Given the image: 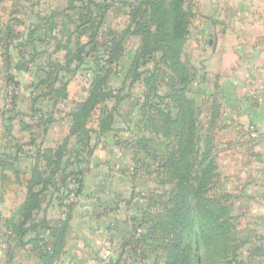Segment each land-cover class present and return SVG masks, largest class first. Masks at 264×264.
<instances>
[{
    "label": "trees",
    "instance_id": "1",
    "mask_svg": "<svg viewBox=\"0 0 264 264\" xmlns=\"http://www.w3.org/2000/svg\"><path fill=\"white\" fill-rule=\"evenodd\" d=\"M73 1L67 0V10L75 8ZM112 2L114 0L108 3L87 0L74 15L61 12L68 23L74 24L71 29L63 25V29L52 36L57 44L55 50L62 53L61 62L37 58L34 44L42 41L36 35L38 25L20 36L23 41L16 45L20 56L13 68L29 72L35 68L36 78L29 86L31 116L39 113L38 120L43 124L49 123L52 117L44 118L40 104L55 106L65 101L71 76L86 63L90 78L86 95L74 103L69 113L68 135L62 143L40 154L47 170L41 171L37 162L31 167L32 175L26 180V199L16 209L18 219L0 216V227L3 224L12 236L16 234L13 245L30 243L42 264H53L63 249L69 212L74 208V203H65V199L70 194H81L88 159L95 148L91 145L92 135L99 138L122 131L134 140L124 141L132 143V152L136 155L142 145V154L152 162L148 169L159 170L174 188L153 193L151 204L133 208L132 232L113 251L107 264H143L145 259L157 264L159 260L153 255L155 249L165 254L160 264H249L247 258L241 257L244 241L235 233L231 207L224 195L213 191L217 173L211 129L204 130L200 126L197 102L189 95L194 94L191 87L194 75L179 57L190 16L189 8L181 7L185 0L124 1L125 27L118 32L109 30L105 40L100 41V24ZM13 33V26L5 24L7 40ZM132 37H139L138 46L128 62L123 63ZM112 78L122 79V86L128 82L129 92L120 95L122 89L111 85ZM163 80H168L169 89L160 93ZM5 81L18 88L13 74H7ZM135 83L143 87L139 93L142 101L134 106L136 116L129 117L131 111L124 115L119 105L124 100L132 103L130 90ZM16 103L14 91L8 110L12 116L18 115ZM118 121L123 122L122 127L118 126ZM72 137L73 143L70 142ZM17 152H20L18 146L14 154H2L1 166L18 164ZM164 178L160 179L162 184H166ZM45 193L55 195L64 210V218L57 220L54 226H49L46 218L27 225L33 212L41 208L40 196ZM41 229L48 230L50 243H45V237L38 234ZM29 231L36 234L25 240ZM11 250L12 247L7 253L8 260Z\"/></svg>",
    "mask_w": 264,
    "mask_h": 264
},
{
    "label": "crops",
    "instance_id": "2",
    "mask_svg": "<svg viewBox=\"0 0 264 264\" xmlns=\"http://www.w3.org/2000/svg\"><path fill=\"white\" fill-rule=\"evenodd\" d=\"M200 1L205 4V0ZM200 11L206 14L204 5ZM194 30L199 38L193 40L188 37L185 42V45L191 43L198 47L196 59L193 57L190 61L193 65L191 87L194 94L189 95L197 102L200 126L204 130L211 129L217 173L213 191L224 195L231 207L235 233L244 241L240 250L242 256L247 258L249 264H264V40H242L237 26L214 21L190 29L191 32ZM1 35L5 36L2 32ZM206 36L211 37L205 41L203 38ZM11 44L12 40L0 43L3 50L0 51V80L9 73L16 81L27 74L31 81L35 80L33 71L13 68L18 56L12 52L14 47ZM181 60L186 64L188 59L183 57ZM167 81L159 86L160 93L169 89ZM29 86H21L19 82L16 116L8 112L10 109L4 104V90L0 92V156L12 155L16 146L20 148V152L16 153L18 164L4 167L0 164V216L13 217L14 221L18 219L16 209L27 196L26 180L32 175L31 167L37 162L41 171L47 170L40 154L44 149L62 143L68 135L71 124L69 113L75 103L71 107L66 106V100L55 106L40 104L44 118L52 117L49 123L43 124L38 120L39 113L31 116ZM121 107L119 105L120 112L126 115L129 111L124 113ZM57 122H62L63 136L56 129ZM249 125L256 127L255 135L249 132ZM118 126H123V122L118 121ZM128 138L127 135L122 138L115 134L99 138L92 135L91 145L96 147L98 144L100 148L109 149L115 147L117 151L112 154L121 166L125 157L119 159L120 149H125L122 144ZM70 142H74L73 137ZM94 150L88 159L89 168L84 173L81 194L75 196L74 208L69 212L63 249L54 262L103 264V250L110 248L114 251L132 232L130 216L133 208L151 204V194L168 190L160 179L145 185L135 183L127 170L112 171L107 168L110 161L106 158H111V151L105 156L96 154ZM125 153L128 155V151ZM158 174L163 176L154 168L146 171L149 177ZM118 176L122 179L128 176L133 180L128 182L126 179L119 184L116 182ZM40 199L41 208L33 212L27 225L46 218L50 221L49 226H54L57 220L64 218V210L55 195L45 193ZM35 234L36 231H29L25 240L33 238ZM38 234L43 239L45 237V243H50L48 230L41 229ZM13 237V241H16V234ZM7 258L8 255L0 254V264H42L30 243L12 245L11 258Z\"/></svg>",
    "mask_w": 264,
    "mask_h": 264
},
{
    "label": "rangeland",
    "instance_id": "3",
    "mask_svg": "<svg viewBox=\"0 0 264 264\" xmlns=\"http://www.w3.org/2000/svg\"><path fill=\"white\" fill-rule=\"evenodd\" d=\"M86 1L87 0H74L73 5L75 6V8L67 10L66 7L67 5H69V2L67 4V0H0V43L4 42V40H7V37L1 35V32L2 34H5V24L12 25L14 33L12 34L13 36L9 38L10 40H12V47H14V50H12V52H14L15 56H20L19 50L16 48V45L23 41L20 37L21 34H24L27 29H30L32 26L38 25L39 29L37 30L36 35L40 37L42 41H36L34 44L37 47V58L44 59L45 57H47L46 59H49L54 63H57V61L61 62L62 53L55 50V46L57 44L52 36H54V34L60 29H63V25L64 28L67 29H71L74 26L73 23H68L65 15L64 17H62L61 12L63 14L72 13L74 15L76 12L80 11ZM101 1H103L104 3H108L109 0ZM124 1L130 0H114V2H112L110 6H108L105 13V18L102 20L99 28L101 30V35H99L100 41L105 40V37L109 30L118 32L125 27L127 23V17L125 15L127 7L125 4H123ZM203 5L206 9V14L200 11L201 9H203ZM182 6L185 9L188 7L190 11L188 22L189 29L187 28L185 34L186 40L188 37L193 40L199 38L197 35L198 32H196L195 30L194 32H191V28L195 29L199 24H208L212 21L220 24H232V26H237L238 32L240 34L239 38L242 40H249L253 38H255L256 40H264V0H205V4L201 3L200 0H185L181 7ZM64 9L65 12L63 11ZM254 35H256V37H253ZM210 37L206 36L203 39L207 41ZM138 38L139 37L129 39L125 56L123 57V63L128 62L131 52L136 49L135 47L139 43ZM25 48L28 49L29 46H25ZM0 51H3L2 48H0ZM90 55H93V53H91ZM197 55V46L192 45L191 43L185 45L184 43L179 57L182 59L184 57L185 60L188 59L186 64L188 65L187 67L189 68V71L191 73H193V65L190 64V61L193 57L194 59H196ZM149 64L152 65L153 61H149ZM189 64L191 66H189ZM87 65L88 63H86L83 68L79 69L75 74L71 76V80L66 90L68 96L66 99V106L71 107L73 102L79 101L85 94V90L88 87V80L90 78L89 70L86 68ZM48 68L53 67H46V69ZM32 70L34 72L35 68H32ZM27 75H22L21 77H19V81H17V84L19 85L20 82V85L22 86V84L27 85L32 83V81L30 80V76L28 75L27 77ZM163 83H166V81H164ZM127 84L128 82H126L125 86H122V79H111V85H113L117 89H122L120 95L129 92L127 89ZM18 88L15 89L13 85L11 83H7L4 78L0 80V92L4 90V104L7 105L9 109L11 107L10 96H12L13 92L17 91ZM142 90L143 87L141 83H135L131 86L130 90L132 91V98H130L129 100L132 103L130 104V102L124 100L120 104L122 106L121 109L124 110V113L126 111H131L129 117L136 116V108L134 106L138 102L140 103L142 101L141 97H139V93H141ZM108 103L112 104L113 100L109 101ZM60 105L64 104L60 103ZM61 125L62 122H57L56 129L58 133L63 136L64 131ZM125 135H127L125 132L120 131L117 136L122 138L125 137ZM130 139L133 140L132 138ZM130 143L123 142L122 146L125 149H120L121 156L119 159L125 157L123 158L124 162L122 164L120 163L121 166L115 161V159L117 158L112 154L113 151H117L115 147L111 146L110 149L109 147L100 148V146L97 144L94 151L96 152V154L102 153L106 156L109 155L110 150L111 158L106 156V158L110 161V164L107 165V168H111L112 171H119L120 169L129 171L130 175L135 179V183L142 182L145 185H151L157 179L162 180L165 176L153 175V177H149V175H146V171L150 170L148 169V166L151 165L152 162L150 163V160H148V158L142 154V145L137 148V154L135 155L131 149L132 143ZM133 146H135V144H133ZM123 150H125L126 152L128 151V155H126L127 153H125V151ZM94 166L95 165H93V168ZM103 178V181L105 182V175ZM133 178L126 176L122 179V177L118 176L116 182L120 184L123 183L126 179L128 180V182H131ZM164 179L166 180L165 185L167 189H173L174 184L172 182H169L167 178ZM73 202L74 201H72V203ZM133 213L135 212L133 211ZM143 251H145L144 248ZM153 255H156L159 260V263L157 264H160L165 259V254H161L158 249H155L153 251ZM241 257L244 258L242 254ZM144 262H146V264H151V262H149V260L147 261L146 259L143 260V264Z\"/></svg>",
    "mask_w": 264,
    "mask_h": 264
},
{
    "label": "built area",
    "instance_id": "4",
    "mask_svg": "<svg viewBox=\"0 0 264 264\" xmlns=\"http://www.w3.org/2000/svg\"><path fill=\"white\" fill-rule=\"evenodd\" d=\"M11 97V96H10ZM249 132L255 135L257 133V129L254 125H249L248 128ZM75 196L73 194H70L66 199L65 203H72L74 201ZM13 245V236L11 231L4 227L3 224H1L0 227V254L2 255H7L8 250L10 247ZM103 259L102 262L103 264H107L110 262V258L113 254V251L110 248H106L103 250ZM54 264H61L59 261H55Z\"/></svg>",
    "mask_w": 264,
    "mask_h": 264
}]
</instances>
